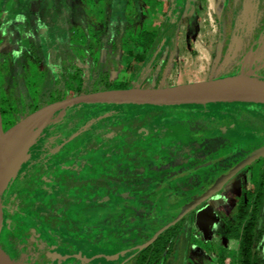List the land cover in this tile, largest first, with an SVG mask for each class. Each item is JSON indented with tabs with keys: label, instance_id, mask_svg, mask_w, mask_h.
<instances>
[{
	"label": "rangeland",
	"instance_id": "1",
	"mask_svg": "<svg viewBox=\"0 0 264 264\" xmlns=\"http://www.w3.org/2000/svg\"><path fill=\"white\" fill-rule=\"evenodd\" d=\"M118 1L114 6L116 0H38L26 47L6 28L20 23V17L15 22L5 16L0 4L4 132L38 106L50 103L54 90L64 99L239 76L241 53L226 54L235 46L233 36L226 41L225 32L206 40L210 42L207 45L219 42L217 46L223 48L214 70L213 66L210 70L194 68L197 55H191L189 47L199 43L203 25L206 30L221 25L232 35L243 34L236 48L243 52L264 25V0H226L221 16L211 14L208 5L197 4L198 0ZM165 1L162 22L156 13L164 9ZM211 17L215 22L209 28ZM30 48L37 50L34 56ZM184 52L186 60L182 59ZM136 56L143 58L135 60ZM179 105L88 103L58 111L54 120L58 122L48 123L40 146L51 147L59 132L68 133L67 138L17 174L10 164L0 190V249L11 264H135L133 255L141 244L157 237L161 239L160 252L153 264H238L239 241L228 228L241 230L250 216L255 224L253 257L264 264V157L243 168L206 201L194 205L210 184L264 146V103L243 102L233 110H219L226 106L215 103L175 108ZM163 108L168 113L166 130L158 129L164 126L159 112L136 120L158 129L155 132L160 131L163 139L147 137L149 134L140 130L133 131L134 141L109 137L105 122L128 115V110ZM173 111L187 112L175 122H180L206 157H197V151L190 148L194 142L181 135L182 128L176 132L169 119ZM91 120V129L79 132ZM129 125L119 124L118 131L124 133ZM201 133L209 134L210 139L205 140ZM142 135L144 140L136 139ZM83 140L85 145L73 149ZM119 145L131 147L128 155L115 151ZM219 145L220 152L215 149ZM28 148H24L25 154ZM170 148L174 149L171 153ZM245 151L249 152L233 159ZM163 153L171 158H163ZM112 160L118 163H110ZM244 205L249 214L240 222L239 207ZM122 250L130 252V257Z\"/></svg>",
	"mask_w": 264,
	"mask_h": 264
},
{
	"label": "water",
	"instance_id": "2",
	"mask_svg": "<svg viewBox=\"0 0 264 264\" xmlns=\"http://www.w3.org/2000/svg\"><path fill=\"white\" fill-rule=\"evenodd\" d=\"M245 78L241 75L225 79L212 80L209 82H196L191 85H180L162 89H122L116 91H102L95 93L79 94L60 101L53 102L43 106L33 113L23 118L11 130L4 132L1 119L0 109V190L6 179V172L10 162V151L7 137L12 132L20 131L25 127L31 126L42 117L60 111L66 108L83 105L88 103H116L121 105H153V106H168L179 104L193 103H212V102H251L264 103V83L258 80L251 79L249 81L259 85L257 87H249L245 85ZM260 88L259 92L256 89ZM175 91L170 94L169 92ZM166 93H168L166 95ZM19 134H16V136ZM264 157V146L256 150L245 161L238 166L231 168L225 175L219 177L210 188L201 196H199L194 205H198L206 201L220 187L240 170L246 168L256 159ZM3 229V214L0 210V233ZM8 264H11L8 257L0 249Z\"/></svg>",
	"mask_w": 264,
	"mask_h": 264
},
{
	"label": "crops",
	"instance_id": "3",
	"mask_svg": "<svg viewBox=\"0 0 264 264\" xmlns=\"http://www.w3.org/2000/svg\"><path fill=\"white\" fill-rule=\"evenodd\" d=\"M37 1L38 0H0L1 13L6 14L7 12H10V11H15V13H16V10H17L18 12L16 14H18L17 16L20 17V23H24V22L27 21V19L29 18V16H32L33 13L36 11L35 8H37L36 7L37 6V3H38ZM133 1L134 0H129L130 3H133ZM144 1H146V0H144ZM225 1L226 0H198V3L197 4H199V2H200V5L207 4L208 5V8L211 9L210 10V13L211 14L213 13L216 16H221L222 13H223L222 11H223V5H224V2ZM118 2L119 1L116 0V3H113V2H111V3H113L114 6H115V4H118ZM128 6H130V5H128ZM162 7L164 9L163 10H160V11L158 10L157 13H156V15H157V17H160L161 16L162 17L161 21L164 22L163 19L166 18V16H164V12L167 11V8H166L167 7V1L164 2V4H163ZM256 15H257V11L255 13V16ZM251 17L248 18V21L250 23H252L251 22ZM212 18L213 17L208 18V20H207V25H209L208 26L209 28H210L211 22L213 21ZM21 19H22V21H21ZM158 20L160 22V19L159 18H158ZM213 22H215V20ZM6 28L9 29V31L11 33H14L15 30H16V27H13V26H7ZM14 28H15V30H14ZM224 29L225 28H223V26L221 27V25H220V27H216L213 30H209V29L206 30V28L204 27V25L200 28V32H199L200 37H199V39H197V42L199 41V43L198 44L196 43V45L194 44L195 46L194 45H191L189 47L190 50H188V52L191 51V50H193L191 52V55H193L194 53L197 55L196 59L194 60V62H196V63H194L195 66L192 65L194 68L197 67L200 70H204L205 68H207V70H210V68L213 66L212 67V70H214L213 68H216V66L219 65V63L221 61V54H222L223 48H219L217 46L219 42L215 46L210 45V44L207 45V43H210V42L209 41L206 42V40L207 39H212V38H214L216 36L218 37V35L220 33H222V32L225 33V30ZM229 30L230 29H227V31H229ZM261 30L262 29H259L258 32L260 33ZM234 39L236 40L235 36H234ZM164 45H167V42ZM240 45H239V41L236 40L234 48H232V47L231 48H228L226 54L231 53V51H234L235 54L236 53H241V52H239V51L236 50V48L238 46H240ZM233 49H235V50H233ZM258 50L261 51V54H260L261 55L260 56L261 59L260 60H262V58L264 57V43L259 46V49ZM184 54H185V52L181 54L182 55V59L183 60H186ZM181 55L179 57H181ZM188 55H189V53H188ZM188 60L190 61L188 63V65H190L192 63V57H190V59H188ZM188 60L186 62H188ZM180 63L183 64L182 62H180ZM175 65H177V63ZM175 68H177V66H175ZM190 69H192V68L190 67ZM181 70H183V69H181ZM177 84H179V83H177ZM212 103L222 104V102H212ZM234 103L241 104L243 102H234ZM234 103L233 102H230V103H227V104H234ZM247 103H249V102H247ZM194 105L198 107V106H200V103H197V104L196 103H193V104L192 103L191 104H180L179 106H175V108H178V107H182L183 108L185 106H194ZM165 109H167V108H163V109H161L159 111L128 110V115L121 116V117L118 116L116 118L111 119L108 122H105L106 123V126H108L107 129L109 131V137L111 136V137H115L116 138V136H117L120 139L122 138L123 141L124 140L126 141V139H127V141H130V140L134 141L135 136L132 135L133 134V131L134 130H140L142 132H145L146 131V133L149 134L147 137L153 135L154 137L157 136V138L163 139L162 136H161V134H160L161 132L160 131L155 132V130H158V129H161V128H162L161 130H163V129L166 130V128L169 127L167 124H164V122L166 120H168L167 113L166 112L163 113V111H162V110H165ZM220 109H222V108H220ZM223 109H226V108H223ZM155 112H159V115H160L159 118L161 119L160 120V123H162L164 125L163 127L160 126L158 129H150V128L146 127L145 125H143L144 123L136 121L137 119L142 118L143 116H146V115H149V114H152V113H155ZM182 113H187V112H184V111L183 112H176V118L174 120H171V121H174V128H175L176 132H179V129L181 130V128H182L181 135L185 137L186 132L183 131L184 130V127L180 124V122H178V123L175 122V121L179 120L180 118H183V114ZM188 114H189V112H188ZM100 115H103V114H100ZM86 123H87V121H86ZM124 123H130V125L129 126H126V130L125 131L123 130L124 133H121L122 131H120V130L118 131V125L119 124H124ZM88 124L89 125L91 124V126L89 127V125H88L86 127H83L79 132H81L82 134H84L87 129L90 130L91 127L94 124V121L91 120ZM178 134L180 135V133H178ZM201 134L203 136H205L204 137L205 140L208 139V138L210 139L209 134H207V133H201ZM143 135L140 136V137H136V139L137 140H144V136ZM218 136H220V135H218ZM220 137L223 138L222 136H220ZM188 138L191 139V143L194 142V144H192V145H194V147L190 144V148L195 149L194 151H197L196 152L197 153V157H199V159H200V157L201 158L206 157V152H203V150L195 143V141H193L192 137H189L188 136ZM84 141H86V140H84ZM250 141H252V139ZM85 143L86 142H84V144ZM195 145H196L197 148H195ZM120 146H121V148L119 149ZM79 148L80 147L78 146V147L75 148V150L76 149H79ZM174 148L177 149L178 148V145H176ZM221 148H222V146L219 145L215 149L218 150V152H220L221 151ZM130 150H131V147H129L128 145L127 146L125 145V147H123L122 145H119L118 148H116L115 151L118 152V154H121L122 153L123 156H125V155H128V153L130 152ZM246 152H249V151L242 152L241 154H239L237 156H234L233 159L239 158L238 156H242L243 154L246 155ZM162 157L163 158H168L170 156L168 154H165L164 155V153H163L162 154ZM243 157H245V156H243ZM183 159H184V157L182 156L181 161H183ZM231 159H232V157H231ZM116 162H115V160H112L110 163H116ZM212 184H210V186ZM210 186H208V189L210 188ZM208 189L206 188V190H208ZM159 245H160V240H156V239L151 240L150 242H148V241L147 242H143L141 244V246H140V249L137 251V253L133 255V257H135V260H136L135 264H151V263L153 264V262H156L157 263L158 260L155 259V258H157L158 254L160 252V250L158 249V246ZM133 246L134 245H128V248H131ZM124 248H125V246H124ZM125 251L127 252V250H122L121 252H125ZM127 253L129 255V257H130V254L131 253L130 252H127Z\"/></svg>",
	"mask_w": 264,
	"mask_h": 264
},
{
	"label": "bare ground",
	"instance_id": "4",
	"mask_svg": "<svg viewBox=\"0 0 264 264\" xmlns=\"http://www.w3.org/2000/svg\"><path fill=\"white\" fill-rule=\"evenodd\" d=\"M260 54H261L260 50H258L256 53H248L245 56V58L240 62V66H241L242 69L243 68H249L250 69V67L252 65L255 66L254 70H252V71H242V74H241V76L243 78H245V80H244L245 85H247L249 87H257V86H259V85L255 84V83L249 81L251 79L258 80V81H261L262 83H264V77L260 78V77L257 76V72H258V69H259V64L255 63V61H258V62L261 61L260 60L261 59V57H260L261 55ZM259 91H260V88L256 89V92H259ZM173 93H175V91L169 92V95L173 94ZM167 94L168 93H166V95ZM250 112H252V111H250ZM254 115L256 116V114H254ZM58 117H59V112L56 111L54 113H51L49 115H46V116L42 117L40 120L36 121L31 126L25 127V128L21 129L18 132L14 131L10 135H8L7 142L9 144V151H10V157H11L10 162H9L8 165L10 166V164H13V166L15 168V173L14 174H17L19 171H21L23 169V167H25L27 164L34 163L39 158H41V157L45 156L46 154H48L49 151H52L53 148L57 145L56 144L57 142L60 143V141H62L64 139L63 135H59V136L55 135V137L53 139H55L57 142L54 143V140L52 141V143L50 142L51 147H49L47 145H44V146L41 145L40 146V139H44L45 138L44 134H43V133H45L44 129L47 127L48 123L52 124L54 122V120L57 119ZM56 122H58V121H55L54 123H56ZM16 134H19V135L16 136ZM28 146H30V148L27 149V153L25 154V149ZM43 166H44V164H43ZM0 264H8L6 262V259H5L4 255L2 253H0Z\"/></svg>",
	"mask_w": 264,
	"mask_h": 264
},
{
	"label": "flooded vegetation",
	"instance_id": "5",
	"mask_svg": "<svg viewBox=\"0 0 264 264\" xmlns=\"http://www.w3.org/2000/svg\"><path fill=\"white\" fill-rule=\"evenodd\" d=\"M38 2V1H37ZM36 9V8H35ZM38 10V9H37ZM37 10L35 11V12H37ZM18 11L16 10V13H17ZM34 12V13H35ZM223 12V11H222ZM15 13V11H10V12H7L6 14H4L5 16H9V17H11L12 18V20L14 19L15 20V22L16 21H18L16 18H17V15L18 14H16ZM33 13V14H34ZM16 14V15H15ZM30 18H32V16H29V18L27 19V21L26 22H24V23H17V24H15V23H13L11 26H13V27H16V30H15V28H14V30H15V32H14V34L16 35V37H17V40H18V42L20 41V44L21 45H23L24 47H26L27 46V44L25 43V41L26 40H28V38H27V31H28V27L30 26V24H32L31 23V21H30ZM14 22V21H13ZM251 24V23H250ZM10 26V25H9ZM260 29H262L261 30V32L259 33L258 31V35L256 36V39L254 40V41H252V44H250L247 48H245V50H243V52H241V55H242V57H241V59L239 60V62H238V66H237V71H240V72H242V71H252V70H254L255 69V66L254 65H252L251 67H250V69L249 68H241V66H240V62L245 58V56L248 54V53H256V51H258V48H259V46L260 45H262L263 44V42H264V25H263V27H261ZM30 32L31 33H33V31H31L30 30ZM226 33H227V36L225 37V40L226 41H228L229 39H231V36H233V38H234V36H235V38H236V40H243V34L242 33H234L233 35H232V33L230 32V31H225ZM165 34V33H164ZM224 35V33L222 32L221 33V35ZM220 35V34H219ZM166 36V35H165ZM164 36V37H165ZM263 39V40H262ZM31 49V48H30ZM31 52H30V54H32L33 56L36 54V49L34 48V49H31L30 50ZM264 57L262 58V60L260 61V62H258V61H255V63L256 64H259V69H258V72H257V76L258 77H260V78H263L264 77ZM141 67V66H140ZM49 85V84H48ZM59 91V90H58ZM79 92H80V90H78ZM50 92H52V91H50ZM49 92V93H50ZM53 92H54V94H53ZM52 92V94H53V100L50 102V103H48V104H51V103H53V102H56V101H60V100H63V97L62 96H60L59 94H56V90H54ZM60 92V91H59ZM74 96H76V95H74ZM65 99V98H64ZM47 104V105H48ZM222 104H224L225 106H226V109H228V110H233V109H235L236 107V105H238V104H236V103H234V105H232V104H227V103H222ZM229 105H232V106H229ZM44 106H46V105H44ZM222 106V105H221ZM228 106H229V108H228ZM41 107H43L42 105L41 106H38L36 109H35V111L37 110V109H39V108H41ZM0 109H1V119L3 118V115H4V112H3V109L1 108V106H0ZM219 110H220V108H218ZM223 109V108H222ZM238 111H240V110H238ZM163 113H165V112H163ZM170 114V116L171 117H169V119L170 120H174L175 118H176V111L174 112L173 111V115H172V112H169ZM168 114V113H167ZM58 135H63L64 136V139L65 138H67V136H68V133H57ZM153 136V135H152ZM63 139V140H64ZM62 140V141H63ZM170 140H174V139H172V138H170ZM84 142H86V141H84L83 140V143H81V144H79V145H77V146H74L73 147V149H75L76 147H82L83 145H85L84 144ZM170 142H173V141H170ZM73 144V142L71 143V144H69V145H72ZM260 148V147H259ZM257 149V148H256ZM173 151V149L172 148H170L169 149V152H172ZM222 158V157H221ZM247 159V158H246ZM245 159V160H246ZM184 160V159H183ZM244 160V161H245ZM202 163V162H201ZM200 163V164H201ZM242 163V162H241ZM254 163V162H253ZM252 164V163H251ZM239 165V164H238ZM237 165V166H238ZM205 166V165H204ZM218 166V165H217ZM236 167V166H235ZM234 168V167H233ZM231 170V169H230ZM229 171V170H228ZM228 171H226L223 175H225ZM240 171H242V170H240ZM239 171V172H240ZM238 172V173H239ZM237 173V174H238ZM236 174V175H237ZM222 175V176H223ZM235 176V175H234ZM233 176V177H234ZM232 178V177H231ZM230 178V179H231ZM229 179V180H230ZM228 180V181H229ZM49 231V230H48Z\"/></svg>",
	"mask_w": 264,
	"mask_h": 264
},
{
	"label": "trees",
	"instance_id": "6",
	"mask_svg": "<svg viewBox=\"0 0 264 264\" xmlns=\"http://www.w3.org/2000/svg\"><path fill=\"white\" fill-rule=\"evenodd\" d=\"M142 56H136L135 60H142ZM59 94V91L56 92ZM253 190L248 191V197H251ZM257 193V197H258ZM248 207L240 206L239 207V221H244L248 216ZM254 217L250 216V218L246 221V224L242 229L229 227L228 231L239 241L240 248V256L241 259L238 260V264H258L257 261L253 257V248L255 247L254 240ZM156 240H161L160 237L155 238Z\"/></svg>",
	"mask_w": 264,
	"mask_h": 264
}]
</instances>
